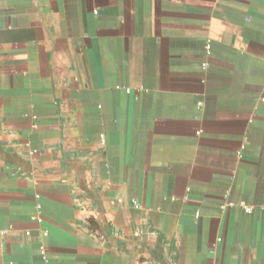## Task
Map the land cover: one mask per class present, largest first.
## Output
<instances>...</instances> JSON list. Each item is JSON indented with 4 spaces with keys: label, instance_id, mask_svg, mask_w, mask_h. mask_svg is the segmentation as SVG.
<instances>
[{
    "label": "crops",
    "instance_id": "crops-1",
    "mask_svg": "<svg viewBox=\"0 0 264 264\" xmlns=\"http://www.w3.org/2000/svg\"><path fill=\"white\" fill-rule=\"evenodd\" d=\"M41 248L264 264V0H0V264Z\"/></svg>",
    "mask_w": 264,
    "mask_h": 264
},
{
    "label": "built area",
    "instance_id": "built-area-1",
    "mask_svg": "<svg viewBox=\"0 0 264 264\" xmlns=\"http://www.w3.org/2000/svg\"><path fill=\"white\" fill-rule=\"evenodd\" d=\"M132 203H133V205L135 207L140 208L139 204L135 200H132ZM246 211L247 212H250V210L247 209V208H246ZM33 219L37 220L38 222L41 221V219L38 216L34 217ZM40 256L42 258L43 264H48L47 255H46V251H45L44 248H41V250H40Z\"/></svg>",
    "mask_w": 264,
    "mask_h": 264
}]
</instances>
